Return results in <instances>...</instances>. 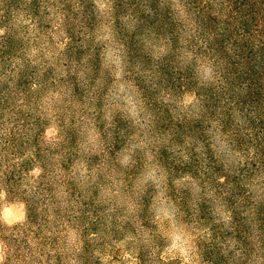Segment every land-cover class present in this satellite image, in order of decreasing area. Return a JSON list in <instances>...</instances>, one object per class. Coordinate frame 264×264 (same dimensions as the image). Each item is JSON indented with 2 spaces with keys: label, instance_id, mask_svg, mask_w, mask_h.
Returning <instances> with one entry per match:
<instances>
[{
  "label": "rangeland",
  "instance_id": "1",
  "mask_svg": "<svg viewBox=\"0 0 264 264\" xmlns=\"http://www.w3.org/2000/svg\"><path fill=\"white\" fill-rule=\"evenodd\" d=\"M0 14V264H264V0Z\"/></svg>",
  "mask_w": 264,
  "mask_h": 264
},
{
  "label": "trees",
  "instance_id": "2",
  "mask_svg": "<svg viewBox=\"0 0 264 264\" xmlns=\"http://www.w3.org/2000/svg\"><path fill=\"white\" fill-rule=\"evenodd\" d=\"M38 5L40 6V0H0V13L4 8H23L33 12ZM3 20V14H0L1 24ZM17 134V131L10 129L0 136V192L5 193L11 201L22 199L17 191L32 166L34 157V152L23 147ZM27 153L32 154V158Z\"/></svg>",
  "mask_w": 264,
  "mask_h": 264
},
{
  "label": "clouds",
  "instance_id": "3",
  "mask_svg": "<svg viewBox=\"0 0 264 264\" xmlns=\"http://www.w3.org/2000/svg\"><path fill=\"white\" fill-rule=\"evenodd\" d=\"M4 194L2 192H0V197H2ZM22 213H19V214H13L11 213L10 211H6L5 212V219L7 220V222L9 224L13 223L14 220H17V219H21L22 218ZM177 239H179V237H176ZM174 247L176 246L175 244L173 245ZM0 260H2V257H0Z\"/></svg>",
  "mask_w": 264,
  "mask_h": 264
}]
</instances>
